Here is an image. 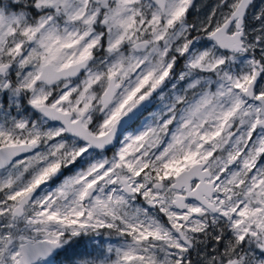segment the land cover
Returning a JSON list of instances; mask_svg holds the SVG:
<instances>
[{"label": "snow or ice", "instance_id": "snow-or-ice-1", "mask_svg": "<svg viewBox=\"0 0 264 264\" xmlns=\"http://www.w3.org/2000/svg\"><path fill=\"white\" fill-rule=\"evenodd\" d=\"M0 264H264V0H0Z\"/></svg>", "mask_w": 264, "mask_h": 264}, {"label": "rangeland", "instance_id": "rangeland-1", "mask_svg": "<svg viewBox=\"0 0 264 264\" xmlns=\"http://www.w3.org/2000/svg\"><path fill=\"white\" fill-rule=\"evenodd\" d=\"M209 3H211V0H208Z\"/></svg>", "mask_w": 264, "mask_h": 264}]
</instances>
